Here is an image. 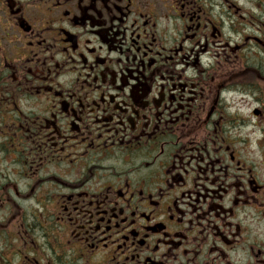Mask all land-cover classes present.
Returning a JSON list of instances; mask_svg holds the SVG:
<instances>
[{"label": "flooded vegetation", "instance_id": "af4514ba", "mask_svg": "<svg viewBox=\"0 0 264 264\" xmlns=\"http://www.w3.org/2000/svg\"><path fill=\"white\" fill-rule=\"evenodd\" d=\"M0 264H264V0H0Z\"/></svg>", "mask_w": 264, "mask_h": 264}]
</instances>
